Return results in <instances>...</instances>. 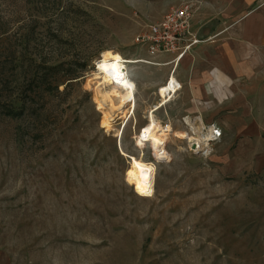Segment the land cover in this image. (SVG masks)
<instances>
[{
    "label": "rangeland",
    "instance_id": "obj_1",
    "mask_svg": "<svg viewBox=\"0 0 264 264\" xmlns=\"http://www.w3.org/2000/svg\"><path fill=\"white\" fill-rule=\"evenodd\" d=\"M187 4L200 0H0V264H264V159L213 120L211 153H189L172 123L200 97L181 86L158 105L176 55L136 43ZM104 50L160 65L127 66L140 87L118 137L89 82ZM154 110L166 161L136 143ZM130 157L154 165L152 196L126 183Z\"/></svg>",
    "mask_w": 264,
    "mask_h": 264
},
{
    "label": "crops",
    "instance_id": "obj_2",
    "mask_svg": "<svg viewBox=\"0 0 264 264\" xmlns=\"http://www.w3.org/2000/svg\"><path fill=\"white\" fill-rule=\"evenodd\" d=\"M190 34L196 43L171 68L187 94L200 97L188 109L195 123L213 120L264 159V0H200ZM184 116L175 117L173 132Z\"/></svg>",
    "mask_w": 264,
    "mask_h": 264
},
{
    "label": "bare ground",
    "instance_id": "obj_3",
    "mask_svg": "<svg viewBox=\"0 0 264 264\" xmlns=\"http://www.w3.org/2000/svg\"><path fill=\"white\" fill-rule=\"evenodd\" d=\"M96 68L90 74V83L94 86L95 96L99 107L104 110L101 119V126L106 131H113L118 137L122 129L115 130V123L121 120L122 128H124L128 119L133 116L135 107V83L126 74L127 66H136L138 64H146L152 66H160L156 63H149L141 59H124L119 53L104 50L101 53L98 61L94 62ZM100 65H105L107 71L103 70ZM115 66V67H113ZM162 66H167L162 65ZM131 69V68H130ZM173 78L170 79L169 85L161 86L160 94L166 97V93L173 87ZM163 99V100H164ZM166 102V101H165ZM163 102V103H165ZM158 110L159 107L156 106ZM155 109V110H156ZM154 111H151L147 116V124L143 127L142 134L148 142L155 160H168L170 155L165 150L164 141L170 134L168 128L159 127ZM187 121V120H186ZM190 131L192 136L185 132H175L172 137L177 139H185L188 143L193 142L200 148V142L204 136L198 135L197 130L190 124ZM210 134V132H209ZM208 137V135H206ZM137 146L142 148L145 143L137 136ZM123 154V153H122ZM139 165V167H137ZM154 172L155 168L152 163L144 161L141 157H130L128 168L125 171V181L128 185L132 186L134 192L144 198L152 196L154 189ZM131 173V175H129Z\"/></svg>",
    "mask_w": 264,
    "mask_h": 264
},
{
    "label": "built area",
    "instance_id": "obj_4",
    "mask_svg": "<svg viewBox=\"0 0 264 264\" xmlns=\"http://www.w3.org/2000/svg\"><path fill=\"white\" fill-rule=\"evenodd\" d=\"M194 10L190 5H182L179 8L172 9L167 15H165L159 21L149 24L146 26V31L139 34L136 37V43L143 44L147 46L148 54L153 57L156 55L161 54H175L176 56L174 59L169 63L172 64L180 60L187 50L196 43V40L192 39L190 34V21L193 17ZM99 58L97 59V61ZM94 68H96L95 64L93 63ZM174 70H171L168 79L166 80L163 85H169L170 79L173 76ZM125 74L127 75V70H125ZM173 87L166 93V101H170L174 98L179 91L181 90V85L177 82L175 78H173ZM157 97H158V105L163 102L164 97L160 94V89L157 90ZM164 99V100H165ZM167 102V103H168ZM155 107H153L154 109ZM187 120V121H186ZM194 124L198 125L200 128L196 129L198 135L204 136L202 138L199 148L197 144L193 142L188 143V151L191 154L195 155H203L207 156L211 153L210 144L217 143L222 135V132L219 130L218 127L214 125L206 126L202 125L201 123H195L194 119L192 120ZM192 121H189L188 118L182 119V123L187 128V134L193 137L192 132L190 131V124L194 126ZM168 124H162L161 126L165 127ZM142 131L138 134V137L142 140L143 143H147L145 141V137L142 134ZM210 132V134H209ZM208 135V137H206Z\"/></svg>",
    "mask_w": 264,
    "mask_h": 264
},
{
    "label": "trees",
    "instance_id": "obj_5",
    "mask_svg": "<svg viewBox=\"0 0 264 264\" xmlns=\"http://www.w3.org/2000/svg\"><path fill=\"white\" fill-rule=\"evenodd\" d=\"M183 57H184V56H183ZM69 80H71V79H69ZM68 84H70V83H68ZM68 84L65 85V87H67ZM50 85H51V83H48V84H47V86H50ZM55 90L58 91V84H55Z\"/></svg>",
    "mask_w": 264,
    "mask_h": 264
},
{
    "label": "snow or ice",
    "instance_id": "obj_6",
    "mask_svg": "<svg viewBox=\"0 0 264 264\" xmlns=\"http://www.w3.org/2000/svg\"><path fill=\"white\" fill-rule=\"evenodd\" d=\"M100 67H101L103 70L107 71V67H106L105 65H100ZM113 67H115V66H113ZM137 167H139V165H137ZM129 175H131V173H129Z\"/></svg>",
    "mask_w": 264,
    "mask_h": 264
}]
</instances>
